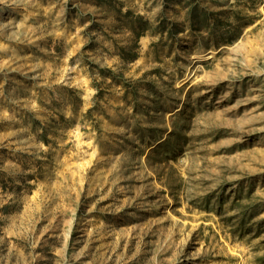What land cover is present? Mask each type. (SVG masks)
Masks as SVG:
<instances>
[{
    "label": "rangeland",
    "instance_id": "rangeland-1",
    "mask_svg": "<svg viewBox=\"0 0 264 264\" xmlns=\"http://www.w3.org/2000/svg\"><path fill=\"white\" fill-rule=\"evenodd\" d=\"M0 264H264V0H0Z\"/></svg>",
    "mask_w": 264,
    "mask_h": 264
},
{
    "label": "trees",
    "instance_id": "trees-1",
    "mask_svg": "<svg viewBox=\"0 0 264 264\" xmlns=\"http://www.w3.org/2000/svg\"><path fill=\"white\" fill-rule=\"evenodd\" d=\"M143 34H144L143 32H142V33H139V34L137 35V39H139Z\"/></svg>",
    "mask_w": 264,
    "mask_h": 264
}]
</instances>
